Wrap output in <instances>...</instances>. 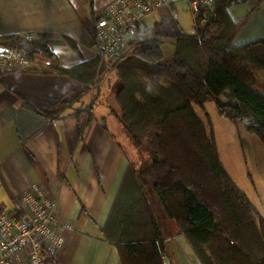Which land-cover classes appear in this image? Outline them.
I'll list each match as a JSON object with an SVG mask.
<instances>
[{
    "label": "trees",
    "instance_id": "1",
    "mask_svg": "<svg viewBox=\"0 0 264 264\" xmlns=\"http://www.w3.org/2000/svg\"><path fill=\"white\" fill-rule=\"evenodd\" d=\"M260 1L214 0L193 15L192 34L174 38L168 58L161 51L163 28H139V42L112 64L117 78L112 113L149 158L139 170H126L102 229L121 264H164L166 242L180 236L200 264H264V215L258 216L225 171L210 122L207 127L194 110L212 100L221 117L242 123L264 146V36L234 45L237 25L227 14L229 6L244 2H255V11ZM0 44L14 46L32 62L49 63L42 72L83 86L79 95L67 94L50 107L29 108L50 120L82 111L74 105L90 92L99 58L62 68L44 44L20 37L0 38ZM34 69L41 68L28 71Z\"/></svg>",
    "mask_w": 264,
    "mask_h": 264
},
{
    "label": "crops",
    "instance_id": "2",
    "mask_svg": "<svg viewBox=\"0 0 264 264\" xmlns=\"http://www.w3.org/2000/svg\"><path fill=\"white\" fill-rule=\"evenodd\" d=\"M114 1L0 0V38L44 44L59 67L71 68L98 58L92 19ZM253 3L227 8L237 25L231 37L236 46L264 36V0L255 11ZM156 25L167 34L161 46L165 58L172 55L176 36L194 32L193 15L184 4L151 11L140 30ZM168 47L172 52L166 57ZM112 64L99 62L90 92L74 105L79 114L53 120L29 106L50 107L67 94L79 95L83 86L42 72L49 63L39 59L32 66L38 71L0 65V208L20 212V195L32 187L53 203L59 222L70 227L61 229L63 247L46 264H121L116 248L103 241L102 229L126 170L136 164V149L112 113L117 109ZM164 264L200 262L180 236L166 242Z\"/></svg>",
    "mask_w": 264,
    "mask_h": 264
},
{
    "label": "built area",
    "instance_id": "3",
    "mask_svg": "<svg viewBox=\"0 0 264 264\" xmlns=\"http://www.w3.org/2000/svg\"><path fill=\"white\" fill-rule=\"evenodd\" d=\"M214 0H115L93 24L97 56L115 63L138 42L137 32L145 15L164 6L184 4L192 15L211 8ZM30 39V37H26ZM0 65L27 71L33 62L14 46L0 44ZM20 212L0 208V264H46L61 250L64 238L53 203L38 188L20 195Z\"/></svg>",
    "mask_w": 264,
    "mask_h": 264
},
{
    "label": "rangeland",
    "instance_id": "4",
    "mask_svg": "<svg viewBox=\"0 0 264 264\" xmlns=\"http://www.w3.org/2000/svg\"><path fill=\"white\" fill-rule=\"evenodd\" d=\"M171 47L165 48L164 54L168 57ZM115 81V76L112 77ZM197 116L208 127V121L216 142L219 159L234 184L245 193L248 200L255 207L258 216L264 215V146L253 135L249 134L242 123L233 125L221 117L212 100L204 103L203 107L195 106ZM209 129V128H208ZM131 141V140H130ZM146 145V144H145ZM135 148L134 161L129 167L139 170L149 162L148 155ZM152 205L159 213L162 209L154 193L149 191ZM258 216L256 219H258Z\"/></svg>",
    "mask_w": 264,
    "mask_h": 264
}]
</instances>
